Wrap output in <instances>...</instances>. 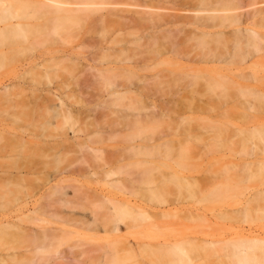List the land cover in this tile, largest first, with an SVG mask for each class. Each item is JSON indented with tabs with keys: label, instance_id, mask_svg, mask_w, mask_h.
Here are the masks:
<instances>
[{
	"label": "bare ground",
	"instance_id": "6f19581e",
	"mask_svg": "<svg viewBox=\"0 0 264 264\" xmlns=\"http://www.w3.org/2000/svg\"><path fill=\"white\" fill-rule=\"evenodd\" d=\"M104 3L115 6L117 0H101L100 2L95 0H0V67L6 66L18 55L27 51L31 52L34 43L38 40L43 42L51 35H60V38L63 39V36L72 28L71 26L80 24L83 19H91L92 14L99 10V7ZM244 4L243 0H190V2H180L178 5L181 8L194 14L193 16H180L186 20V23L197 29L195 32H190L192 39L197 41L194 49H190V51H197L196 54L192 53V55H189L190 52L181 55L179 49H176L179 43L176 40V32L180 31L179 28H160L164 24L177 21L178 16L170 13H158V11L167 9L159 2L151 7L144 5L143 7L146 10L136 12L139 15L138 17L129 14H116L120 20L115 22L116 27L114 30L124 29L127 35H133V30L144 27L145 21L150 22L154 28H159L158 33L154 32L150 35L153 44L160 48L158 53L171 52L172 55H181V58L197 64H188L187 67L183 68H186L184 72H179L173 78L169 77L172 73L170 75L152 76L154 78L160 77L159 79L169 77L170 81L171 78L174 81L175 78L179 80L187 78V81L181 86L191 98L205 93L217 92L218 90L219 95L221 94L224 97V95L229 94L231 88H235V94H230L231 96L237 94L239 97L240 94H251L255 99L264 100V88L258 90L246 86L248 85L246 79L251 76L252 70L247 72L248 75L238 74L232 72L231 68L217 65L220 63L231 65L245 61L254 52L260 50L259 43L264 41V32L256 29L254 23H251V26H239L242 20L237 10L241 9ZM108 14L113 13L109 11ZM244 15L248 18L249 12ZM43 29H46L47 32L42 35ZM43 36L45 39H42ZM83 36L85 34L80 37ZM124 38L116 37L112 41L120 39L127 42ZM142 38L144 39L145 35L135 37V40L138 41ZM83 41L84 39L82 43ZM228 43L231 45H228ZM128 52H130V49H127L125 45L120 47L118 52L111 49L104 54L105 57L118 53L122 58L119 60L103 59L100 65L88 66L81 65L80 58L76 53L57 50L58 55L42 62L29 61L27 67L17 78L7 74L0 76V205H6L12 201L19 202L25 200L26 197H30L31 190L39 189L51 180L52 175L50 174H61L68 169L80 173L83 168L79 164H84L91 159L93 161L102 159L103 154H107L104 148L94 146V144H98L97 139H110L118 134L120 135L121 131L124 132L122 137L125 140V154L115 156V153L108 152V159L112 162L106 163L108 168L103 170V178L122 175L120 179L113 180L111 186L127 185L126 188L129 190L132 189L134 182L142 184V193L146 202L144 205L132 204L129 197L112 198L104 193L86 195L82 192L74 200L78 205H80L81 199H89L92 206H97V208L105 207L104 204H107L106 212L101 215L102 219H99L98 215L92 217L91 222L93 224L100 221L105 227V225L111 223V231H117L119 222H122L124 218L149 217V212L146 209V207H151L149 203L170 204L173 201L168 198V194L171 192V184H174L172 188L175 189L176 187L177 192L193 189L196 182H192L194 180L192 176H179L174 171L164 176H156L152 173V170L158 169V167L153 165L151 161L145 160L147 152H145L144 140L137 145L130 143L132 137L130 131L135 126L145 123V114L138 113L134 116L133 113H128V110L144 109L145 104L142 103L141 98L147 96L148 92H156V89L159 91L165 90L156 86H154L155 88H145V74L138 76L134 72L132 66L129 65L130 57H125ZM236 58L239 60L233 61ZM91 60L96 61L95 58ZM132 62L141 71L145 68H151L150 65L145 66L140 61ZM201 63L212 64L205 66ZM179 69H182V67ZM133 77H137L143 83L134 82ZM54 83L55 89L59 92L58 95L51 90V85ZM89 89L92 91H105L107 96L110 97L109 102L107 101L109 105H121L125 113L118 117L123 122H118L119 119L118 121L112 120L101 130L94 127L91 129L87 142L83 141L75 146L73 143L60 139L62 135L66 136L65 133L53 134L52 130H72L73 133L82 131L81 128L76 127L80 117L88 116L89 111L94 109L89 108L87 103L81 99V97L84 98L93 93L92 91L88 92ZM61 95L70 100V103L64 101ZM185 95L187 96V94ZM135 97L137 100L132 102ZM199 101V98L189 100L187 109L204 111L202 110L204 105ZM249 103V107H246L249 109L254 108V104ZM159 116H163V114H159ZM91 122L89 121L87 124L92 125ZM258 126L247 127L246 130L238 131L242 134H240V139L242 138L240 141H243V144H247L249 141L248 144L253 149L257 148L256 142L253 140L264 139V126ZM138 127L136 128L137 133L139 132ZM188 131L191 130L188 129ZM184 140H187V138L183 136L181 139H177V142L180 143ZM169 142V140L167 142L165 140L159 144L160 147L163 145V149L168 154L172 150V142ZM243 144L242 146H244ZM164 150H161V153H164ZM156 151L152 149L150 152L153 154ZM71 153L80 157L76 155L70 157L68 154ZM186 154L181 152L180 156L183 158ZM133 156H137L134 157L138 162L137 164L131 163ZM114 163L116 165L112 166ZM130 165L138 166L139 170L131 172ZM148 165L154 167L151 168ZM258 169L260 171L264 170V162L258 164ZM211 185L206 195L216 196L226 187L218 179H214ZM66 187L59 183L51 185L41 193V200L33 205L31 213L0 217V244H3L4 241L7 244H23V250L21 251L14 250L10 253L1 254L0 264H8L10 261L14 264H40L42 261L40 255L47 252L53 240L57 238L56 234L61 229L48 226L33 229L21 224H34L36 221L48 224L52 222V218L69 221V215L65 216L61 213V210L55 208V205H58L61 209V207L71 204V200L66 198ZM23 192H25L24 195L20 197ZM127 193L132 195L131 191ZM252 197V199L260 200L261 197H264V192L256 191ZM71 207L73 208V206ZM254 209L248 201L241 208V213L247 216L248 211ZM181 213L184 212L178 207L159 211L161 217ZM238 237L240 238L230 240L233 244L234 254L232 257L235 259L234 264H264V239L258 237L248 238L249 235H238ZM187 238L185 242L178 240H171L169 243L159 242L157 245L150 246V249H157L158 257L161 254L163 255H160L161 258H167L170 260V264H173L182 263L188 258V252L196 247L192 246V243L209 245L206 240L196 242L195 239H191L192 237ZM118 241L120 248L114 250L116 246L119 247ZM112 242L109 256L105 253L104 260L99 261V264H107L106 261L109 264H120L122 259L118 255V250L127 252L122 257L130 255L136 258L138 256L127 242H122L118 238ZM187 244L188 246H186ZM257 248L260 251L262 250L261 255L259 253V255L255 254ZM143 249L145 251V247ZM158 250L160 251L158 252ZM59 257L67 259L68 253H60ZM169 260L166 262L169 263Z\"/></svg>",
	"mask_w": 264,
	"mask_h": 264
},
{
	"label": "rangeland",
	"instance_id": "374dc122",
	"mask_svg": "<svg viewBox=\"0 0 264 264\" xmlns=\"http://www.w3.org/2000/svg\"><path fill=\"white\" fill-rule=\"evenodd\" d=\"M95 1L100 2L101 0ZM243 1L245 3L244 6L237 10L242 20L239 26L246 27L254 23L256 29L264 32V0ZM158 2L167 8L166 10L158 11V13H170L178 16L177 21L164 24L160 28H179L180 31L176 32V40L179 42L176 49H179L181 55L186 52H190L189 55H192V53L196 54L197 51H190V49H194L197 43L195 39H192L190 32H195L197 29L180 17L193 16L194 14L178 5L180 2H190V0H117V5L109 6L104 3L99 7V10L92 14L93 17L91 19H83L80 24L71 26L72 28L63 36V39L60 38V35H51L43 42L38 40L34 43L31 52L27 51L18 55L6 66L0 67V76L7 74L17 78L24 71V68L27 67L29 61L42 62L58 55L56 53L57 50L76 53L80 58L81 65H100L103 59L119 60L122 58L118 53L112 54L110 57H105L104 54L111 49L118 52V49L125 45L127 49H130V52L125 55V57H130L129 65L132 66L138 76L145 74V88H155L154 86H156L165 90L159 91L156 89V92L148 93L145 91L147 96L141 98L142 103L144 102L145 104L144 109L128 110V113L131 112L134 116L138 113L145 114V123L135 126L130 131L132 134L130 143L137 145L144 140L145 152H147L145 160L151 161L153 165L158 167V169L152 170V173L156 176H164L174 171L179 176H192L194 179L192 182H196L192 190H182L180 192L176 191V187L173 189L172 186L174 184H171V192L168 194V198L173 201L170 204L149 203L151 207H146L149 217L124 218L122 222H119L117 231H111V223L105 225V227L100 221L97 224H93L91 222L92 217L98 215L97 217L102 219L101 215L106 212L107 204H104L105 207L97 208V206H92L89 199H81L80 205H78L74 200L82 192L86 195L104 193L112 198L129 197L132 204L144 205L146 202L142 193V184L134 182L132 189L129 190L126 188L127 185L111 186V182L115 179H120L122 175L103 178V170L108 168L106 163L112 162L108 159V152L115 153V156L122 153L125 154V140L122 137L124 132L121 131L120 135L118 134L110 139L105 138L102 140L101 138L99 140L96 138L98 144H94V146L104 148L107 153L103 154L102 159L93 157L96 160L89 159L90 161L79 164L83 168L80 173L72 172L68 169L61 174H50L52 175L51 180L39 189L31 190L30 197H26L25 200L19 202L12 201L6 205H0V217L31 213L33 205H36L41 200V193L51 185L59 183L67 186L66 198L71 200V204L61 207V209L58 205H55V208L61 210L63 215H69V221H60L52 218V222L48 224L40 221H36L34 224H21L33 229H40L42 226L61 229L56 234L57 238L53 240L47 252L40 255L42 258L40 264H99V261L104 260L105 253L109 256L110 246L116 238L122 242H127L138 255L137 259L130 255L122 257L127 252L118 250V255L122 259L120 264H170L169 259L161 258L160 253L158 257L157 249H150V246L157 245L159 242L169 243L171 240L185 242L188 239L187 237H192L191 239H195L196 242L198 240H206L209 245L201 244V246L198 243H192L191 245L196 247L188 252V258L182 263L173 264H234L235 259L232 257L234 250L230 240L240 238L238 235H249L248 238L258 237L264 239V197H261L260 200L252 199L256 191L264 192V170L260 171L258 169V164L264 162V139L253 140L257 146L256 149H253L248 144L250 143L249 141L248 143L245 142L247 144H243V141H240L242 140V138L240 139L242 134L238 132L239 130H246L247 127H257L258 124L261 127L264 126V100L255 99L251 94H240L239 97L237 94L236 96H231L235 94V88H231L228 92L229 94L224 95L225 98L221 94L219 95V90L191 98L181 86L187 81V78H183V80L175 78V81L172 78L179 72H184L186 68H183L187 67L188 64L197 63L181 58V55H172L171 52L158 53L160 48L153 44L150 35L157 32L159 28H154L150 22L145 21V26L133 30V35H127L124 29L114 30L116 27L115 22L120 20L116 14H129L138 17L139 15L136 12L145 11L144 5L151 7ZM109 11L113 14H108ZM246 12H249L248 18L244 15ZM170 20L172 19L170 18ZM46 32L47 30L43 29L42 35ZM83 34L85 36L80 37ZM142 35H145L144 39L135 40V37ZM116 37H125L124 40H127V42L120 39L112 41ZM42 39H45L44 36ZM259 44L260 50L254 52L245 61L231 65L225 63L217 65L231 68L232 72L238 74H247L249 70H252L251 76H248L249 80L246 79L248 84L246 86L261 90L260 88H264V41ZM228 45L231 44L228 43ZM92 58H95L96 61L93 62ZM238 60L236 58L233 61L236 62ZM132 61H140L145 66L150 65L151 68H145V70L141 71L134 66ZM201 64L209 66L212 63H208V65L205 63ZM181 67L183 70L179 69ZM163 74H171L169 76L172 77L171 81L169 77L159 79L160 77L154 78L152 76H161ZM132 80L138 84L143 83L137 77H133ZM54 85L55 83L51 85V90L58 95L59 92ZM91 91L89 89L88 92ZM92 92L87 97H81L89 108H94L87 114L89 117L86 115L80 117L76 127L81 128L82 131L73 133L72 130L63 131V129H59L52 130L53 134L65 133L66 136L62 135L60 139L76 146L80 142H87L91 129L94 127L101 130L111 123L112 120L118 121L119 119L118 122H123L119 118L125 113L121 105H109L110 97L107 96L105 91ZM207 95L208 97H206ZM61 96L64 101L68 104L70 103V100L66 99L64 95ZM196 98H199V102L204 105L202 109L204 111L187 109L189 100ZM135 100H137L136 97L133 98L132 102H135ZM249 102L254 104V108H248ZM159 114H163V116H159ZM160 117L162 118L160 119ZM133 119L135 120L136 117ZM89 121H92V125L87 124ZM137 127L139 128L138 133ZM188 129L191 131H188ZM164 133L166 134L163 136ZM183 136L187 140L178 143L177 139H181ZM165 140L166 142L168 140L172 142V150H170L169 154L163 149V145L161 147L159 145ZM152 149L157 151L152 154L150 152ZM161 150L165 151V155L163 152L161 153ZM181 152L187 153L186 156L182 158L180 156ZM68 155L70 157L75 155L80 157L73 153ZM119 157L121 158V156ZM134 157L137 156H133L131 163L137 164L138 162ZM114 165L116 163L112 164V166ZM129 169L131 172H136L139 167L130 165ZM214 179L222 181L226 187L216 196L206 195ZM144 189L146 190V187ZM129 191H131L132 195L127 193ZM248 201L255 209L248 211L249 214L244 216L241 213V208ZM175 207L182 209L184 213L172 214L173 216L169 215L166 217L160 216L159 211ZM238 210L240 211L237 212ZM44 217L48 218L47 216ZM4 242L0 244V255L14 250H23L22 243L7 244ZM118 246L114 250L120 248L119 241ZM261 252L262 250L260 251L259 248L255 249L256 255ZM60 253H68V258L61 259L59 257ZM167 260H169V263L166 262ZM106 262L109 264L108 261ZM8 264L14 263L10 261Z\"/></svg>",
	"mask_w": 264,
	"mask_h": 264
}]
</instances>
